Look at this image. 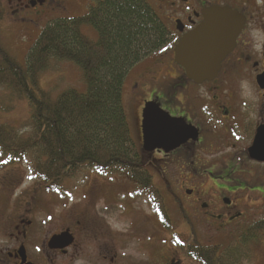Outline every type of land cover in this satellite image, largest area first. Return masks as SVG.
<instances>
[{
	"label": "flooded vegetation",
	"instance_id": "af4514ba",
	"mask_svg": "<svg viewBox=\"0 0 264 264\" xmlns=\"http://www.w3.org/2000/svg\"><path fill=\"white\" fill-rule=\"evenodd\" d=\"M153 1L166 12L171 41L131 70L135 93L150 97L142 98L140 144L135 145L151 178L132 180L135 193L150 210L146 225L150 221L151 231L156 233L155 211L166 230L172 231L174 210L183 218L178 233L187 232L191 238L189 251L199 247L196 237L207 233L211 240L204 244L200 241L203 246H230L264 221V161L251 157L258 138L262 139L260 150L264 149V137H256L260 129L264 131V0ZM0 4L5 13L12 11L16 21L20 14H27L35 23L58 16L70 2L0 0ZM214 7L238 11L245 17V25L217 76L197 84L176 63L175 48L183 36L202 24L203 12ZM149 102L172 118L182 119L198 134L189 131L182 136L188 139L168 153L163 148L146 152L143 113ZM156 116L162 120L158 113ZM1 158L6 168L0 173V191L5 197L0 203V264H157L152 258L154 247L146 244L147 232L138 229L136 220L127 217L120 204L113 214L96 204L99 200L107 202L104 182L96 180L85 188L87 199L97 197L94 203L63 207L58 203L63 193L47 197L41 182L22 187L16 177L23 173L21 169H15L12 158ZM154 159L161 168L164 192L150 172ZM118 196L122 198L121 193ZM118 210L133 221L130 237L116 231L109 222ZM63 234L65 240L52 242ZM220 237L229 240L230 245L217 244ZM128 242L145 247L149 258L128 256ZM260 255V263L264 264V253ZM166 264L182 261L173 257Z\"/></svg>",
	"mask_w": 264,
	"mask_h": 264
},
{
	"label": "trees",
	"instance_id": "16d2710c",
	"mask_svg": "<svg viewBox=\"0 0 264 264\" xmlns=\"http://www.w3.org/2000/svg\"><path fill=\"white\" fill-rule=\"evenodd\" d=\"M4 15L0 4V23ZM85 26L96 29L97 41L84 35ZM170 41L169 28L148 0H99L84 16L59 17L45 27L26 66L0 42V87L26 100L31 109L29 138L10 125L0 126L1 156L30 161L34 175L49 185L73 179L85 169L133 181L150 179L130 134L122 91L128 73ZM53 62L79 66L87 93L69 89L54 100L37 90ZM165 224L171 229L167 220ZM263 236L264 221L236 244L208 248L197 242L199 247L190 248L189 254L201 264H244L253 261L251 244Z\"/></svg>",
	"mask_w": 264,
	"mask_h": 264
},
{
	"label": "rangeland",
	"instance_id": "374dc122",
	"mask_svg": "<svg viewBox=\"0 0 264 264\" xmlns=\"http://www.w3.org/2000/svg\"><path fill=\"white\" fill-rule=\"evenodd\" d=\"M98 0H69L70 5L68 9L58 16L51 17L48 20L38 21L33 23L29 15L20 14L19 20L12 16V11L5 13L3 21L0 23V42L4 49L15 57L24 66L27 65L28 56L35 46L42 30L47 27L56 18H77L84 16L91 5H95ZM150 4L156 9L162 21L170 28L171 24L166 19V12L163 11L153 0H148ZM83 33L89 39L93 41L98 40V33L92 26L83 27ZM167 48L163 49L165 52ZM50 71L41 75L37 90L47 92L51 95L52 99H57L60 94L69 90L75 89L80 93H87L88 88L84 80V74L79 66L72 62L52 63ZM133 71V69H132ZM130 71L123 85L122 102L127 116L130 134L136 145L140 144L139 132V117L143 106L142 98L143 92H136L132 87L133 72ZM142 96V97H141ZM144 98L149 99L145 96ZM143 98V99H144ZM11 104V105H10ZM9 105V107H8ZM12 107V108H10ZM10 108V109H8ZM31 109L28 102L24 99H15L9 90L4 87H0V126L10 125L18 130L24 138H29L31 134L30 123ZM141 152V150H140ZM152 158V157H151ZM4 160L0 154V173L3 172L2 164ZM15 166L12 168L21 169L23 173L17 174L16 177L20 178L22 187L32 186L34 183H43V193L48 197L55 193H63V196H59V204L61 206H73L78 204L89 205L97 201V197L94 199H87L85 194V188L90 183L92 184L96 180L104 182L106 184L105 193L107 194V202L103 203L101 200L97 201L100 207L109 214H113L116 208L121 205V208L126 213V216L136 220L138 229L144 228V232H147L146 244L154 247V257H152L157 264H166L168 259L173 257H179L182 264H201L197 259L189 255V246H191V238L187 232L182 234L178 233V224L183 220L177 211L171 210V216L173 219V230L168 231L164 227L160 215L157 211L154 214L153 224L156 228V233L151 231L150 221L146 225L149 215L148 207L145 202H141L136 196V187L133 181L125 176H120L118 173H102L97 170H82L73 179H66L60 185L51 186L42 182L33 173L32 163L30 161L14 162ZM6 168V166L4 167ZM150 172L154 176V181L165 191V188L161 184V174L159 162L154 161L149 166ZM14 177V176H13ZM14 179V178H13ZM50 187V188H49ZM60 187V188H58ZM49 188V189H48ZM47 189V190H46ZM121 193L122 198H119L118 194ZM142 200V199H141ZM168 202L169 199L166 198ZM5 202L4 194L0 191V203ZM150 211V210H149ZM118 210L115 216L110 217L109 221L114 225L115 230L123 235L130 237V223L132 220H128L121 215ZM147 226V228H145ZM153 233L155 235L153 236ZM239 238V237H238ZM199 243H209L211 236L207 233L205 237L201 235L196 237ZM239 240V239H238ZM264 244V236L260 239ZM201 241V242H200ZM227 245L229 240L220 237L217 244ZM261 242L251 244L253 250L254 261L245 262L244 264H261V253H264V245ZM230 245V244H229ZM149 246V247H150ZM148 250L145 247L137 246L134 242H128L126 254L131 257L147 259L149 258ZM259 261V262H258Z\"/></svg>",
	"mask_w": 264,
	"mask_h": 264
},
{
	"label": "water",
	"instance_id": "95a60500",
	"mask_svg": "<svg viewBox=\"0 0 264 264\" xmlns=\"http://www.w3.org/2000/svg\"><path fill=\"white\" fill-rule=\"evenodd\" d=\"M204 20L193 32L181 38L175 48V61L184 68L187 77L197 84L213 80L221 69V64L232 52L245 25V17L229 7H214L203 12ZM162 117L157 119L156 114ZM144 149L152 152L163 148L168 153L186 141L182 137L197 130L187 126L182 119L172 118L154 102L146 104L144 113ZM256 137H264L259 130ZM262 139L251 149V157L264 161V149L260 150ZM171 144V146L169 145ZM66 234L55 237L52 242L65 240ZM70 244V243H69Z\"/></svg>",
	"mask_w": 264,
	"mask_h": 264
}]
</instances>
